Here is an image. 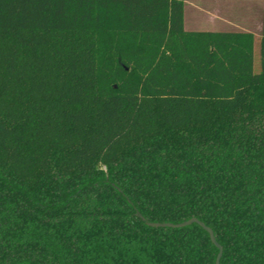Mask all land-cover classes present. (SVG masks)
I'll return each instance as SVG.
<instances>
[{"label": "trees", "instance_id": "trees-1", "mask_svg": "<svg viewBox=\"0 0 264 264\" xmlns=\"http://www.w3.org/2000/svg\"><path fill=\"white\" fill-rule=\"evenodd\" d=\"M0 0V264H264V10Z\"/></svg>", "mask_w": 264, "mask_h": 264}, {"label": "crops", "instance_id": "crops-1", "mask_svg": "<svg viewBox=\"0 0 264 264\" xmlns=\"http://www.w3.org/2000/svg\"><path fill=\"white\" fill-rule=\"evenodd\" d=\"M187 4L194 12L184 22L187 30L244 31L254 33L255 42L261 38L264 0H185Z\"/></svg>", "mask_w": 264, "mask_h": 264}, {"label": "water", "instance_id": "water-1", "mask_svg": "<svg viewBox=\"0 0 264 264\" xmlns=\"http://www.w3.org/2000/svg\"><path fill=\"white\" fill-rule=\"evenodd\" d=\"M198 224L200 225L205 231L208 232L209 236H210V239L212 241V243L218 248L219 252H218V255H217V258H216V263L215 264H220L221 262V257H222V254H223V247L218 243V241L216 240V237H215V234H214V231L212 230V228L208 227L205 223H203L202 221H200L199 219L197 218H191L189 220H186L184 222H181V223H177V224H174V223H158V222H147V224L149 226H152V227H173V228H181V227H186V226H189V225H192V224Z\"/></svg>", "mask_w": 264, "mask_h": 264}, {"label": "rangeland", "instance_id": "rangeland-1", "mask_svg": "<svg viewBox=\"0 0 264 264\" xmlns=\"http://www.w3.org/2000/svg\"><path fill=\"white\" fill-rule=\"evenodd\" d=\"M191 3V2H190ZM193 4V3H191ZM193 6V5H191ZM189 4L185 6V22H190V19L194 18V12L193 9ZM189 28V24L187 26ZM260 38L255 42V57H254V67L255 71L259 72L261 69V63H260V43H259Z\"/></svg>", "mask_w": 264, "mask_h": 264}]
</instances>
